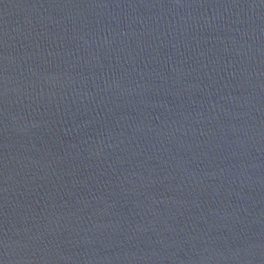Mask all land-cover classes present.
Listing matches in <instances>:
<instances>
[{
    "label": "water",
    "instance_id": "95a60500",
    "mask_svg": "<svg viewBox=\"0 0 264 264\" xmlns=\"http://www.w3.org/2000/svg\"><path fill=\"white\" fill-rule=\"evenodd\" d=\"M0 264H264V0H0Z\"/></svg>",
    "mask_w": 264,
    "mask_h": 264
}]
</instances>
